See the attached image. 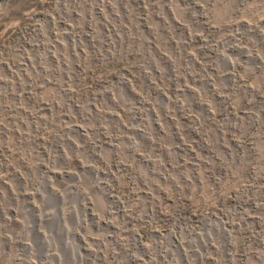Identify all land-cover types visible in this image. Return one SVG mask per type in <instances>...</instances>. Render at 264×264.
Instances as JSON below:
<instances>
[{
  "label": "rangeland",
  "instance_id": "1",
  "mask_svg": "<svg viewBox=\"0 0 264 264\" xmlns=\"http://www.w3.org/2000/svg\"><path fill=\"white\" fill-rule=\"evenodd\" d=\"M0 264H264V0H0Z\"/></svg>",
  "mask_w": 264,
  "mask_h": 264
}]
</instances>
